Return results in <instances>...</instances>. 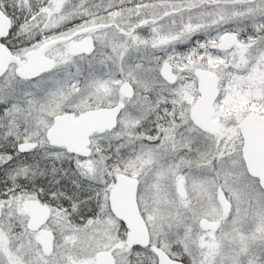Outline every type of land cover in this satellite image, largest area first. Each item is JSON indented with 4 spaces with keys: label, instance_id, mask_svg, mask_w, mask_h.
I'll list each match as a JSON object with an SVG mask.
<instances>
[{
    "label": "snow or ice",
    "instance_id": "obj_1",
    "mask_svg": "<svg viewBox=\"0 0 264 264\" xmlns=\"http://www.w3.org/2000/svg\"><path fill=\"white\" fill-rule=\"evenodd\" d=\"M0 264H264V0H0Z\"/></svg>",
    "mask_w": 264,
    "mask_h": 264
}]
</instances>
